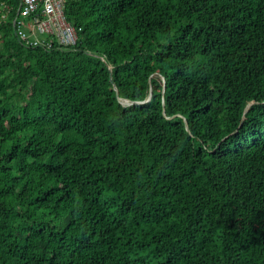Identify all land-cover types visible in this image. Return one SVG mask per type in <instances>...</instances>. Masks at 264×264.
I'll return each instance as SVG.
<instances>
[{
  "label": "trees",
  "instance_id": "16d2710c",
  "mask_svg": "<svg viewBox=\"0 0 264 264\" xmlns=\"http://www.w3.org/2000/svg\"><path fill=\"white\" fill-rule=\"evenodd\" d=\"M0 3V264H264V0Z\"/></svg>",
  "mask_w": 264,
  "mask_h": 264
},
{
  "label": "built area",
  "instance_id": "2783aa9c",
  "mask_svg": "<svg viewBox=\"0 0 264 264\" xmlns=\"http://www.w3.org/2000/svg\"><path fill=\"white\" fill-rule=\"evenodd\" d=\"M66 0H19L17 16L30 19L26 23L30 35H21L20 39L27 46H47L39 36H47L64 47L73 46L76 42V31L66 20L64 13ZM0 24L7 19L11 10L10 4L0 3ZM15 23V20H14Z\"/></svg>",
  "mask_w": 264,
  "mask_h": 264
},
{
  "label": "water",
  "instance_id": "95a60500",
  "mask_svg": "<svg viewBox=\"0 0 264 264\" xmlns=\"http://www.w3.org/2000/svg\"><path fill=\"white\" fill-rule=\"evenodd\" d=\"M150 96H151V93L149 94L148 98H147V101L150 99ZM119 102L122 104V105H130L131 102L127 101V100H123V99H119ZM185 127L187 128V123L185 122Z\"/></svg>",
  "mask_w": 264,
  "mask_h": 264
}]
</instances>
